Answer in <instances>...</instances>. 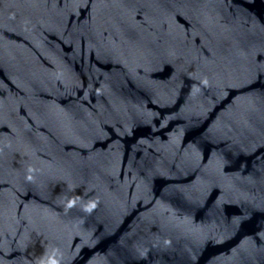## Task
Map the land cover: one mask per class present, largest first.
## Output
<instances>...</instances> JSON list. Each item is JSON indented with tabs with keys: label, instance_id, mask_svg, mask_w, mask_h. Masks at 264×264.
<instances>
[{
	"label": "water",
	"instance_id": "1",
	"mask_svg": "<svg viewBox=\"0 0 264 264\" xmlns=\"http://www.w3.org/2000/svg\"><path fill=\"white\" fill-rule=\"evenodd\" d=\"M0 264H264V0H0Z\"/></svg>",
	"mask_w": 264,
	"mask_h": 264
}]
</instances>
